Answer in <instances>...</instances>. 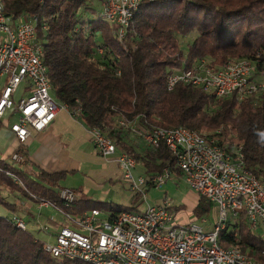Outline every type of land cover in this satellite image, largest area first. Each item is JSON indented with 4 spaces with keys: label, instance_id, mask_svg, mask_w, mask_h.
<instances>
[{
    "label": "trees",
    "instance_id": "trees-1",
    "mask_svg": "<svg viewBox=\"0 0 264 264\" xmlns=\"http://www.w3.org/2000/svg\"><path fill=\"white\" fill-rule=\"evenodd\" d=\"M1 1L6 14L35 19V41L41 46L55 102L89 130L98 128L141 164L144 174L168 166L181 176L164 143L155 149L147 146L127 123L134 122L137 130L182 126L196 131L232 157L239 151L245 166L264 182V91L238 99L183 83L168 90L165 84L168 73L200 57L220 66L233 58L254 60L259 54L257 67L264 68V0H142L122 42L115 26L91 7V0ZM188 36L193 37L183 43ZM255 79L264 82V75ZM2 85L1 79L0 91ZM34 173L26 172L21 162L0 158V190L34 196L37 203L47 200L74 216L91 208L113 215L123 209L87 197H77L65 207L56 188L63 173L38 168ZM0 204L10 206L1 192ZM212 205L199 196L191 219L198 221ZM218 242L264 264V237L248 227L244 213L227 221ZM0 264L70 262L53 257L28 229L20 230L9 217L0 216Z\"/></svg>",
    "mask_w": 264,
    "mask_h": 264
},
{
    "label": "built area",
    "instance_id": "built-area-1",
    "mask_svg": "<svg viewBox=\"0 0 264 264\" xmlns=\"http://www.w3.org/2000/svg\"><path fill=\"white\" fill-rule=\"evenodd\" d=\"M142 0H104L99 17L115 26V34L123 41L134 11ZM20 18L19 20H16ZM0 119L15 113L16 120L9 125L17 143L23 144L30 130L42 131L54 120L58 105L51 96V85L42 59L41 46L35 41V19L23 14H6L0 0ZM255 59L233 58L220 66L205 57L196 59L189 67L172 70L166 76V88L178 83L202 87L217 97L235 94L238 99L264 91V82L256 76L260 55ZM28 93L15 99L19 86ZM124 126L122 119L117 121ZM130 130L152 148L164 143L174 154V164L184 182L196 194L212 202L216 221L206 228L192 219L178 218L171 202L163 198L148 204L143 210L121 209L114 215L108 210L91 208L78 216L40 200L41 206H53L66 220L54 235V242L44 249L55 258L70 264H258L237 247H224L218 242V233L229 219L244 213L248 227L264 237V182L248 169L243 155L237 151L232 157L213 140L184 128L138 129L134 122ZM90 140L103 157L116 153V145L98 128L89 130ZM14 162L22 160L21 153L12 152ZM121 179L131 190L145 195L149 187H161L171 177L164 166L155 174H141L134 178L135 159L123 150L116 156ZM18 182V180H15ZM32 199L34 196L31 197ZM59 198L65 207L75 202L76 191L60 188ZM9 219L15 227L25 230L22 217L12 214ZM198 221L205 222L201 217Z\"/></svg>",
    "mask_w": 264,
    "mask_h": 264
},
{
    "label": "crops",
    "instance_id": "crops-1",
    "mask_svg": "<svg viewBox=\"0 0 264 264\" xmlns=\"http://www.w3.org/2000/svg\"><path fill=\"white\" fill-rule=\"evenodd\" d=\"M27 93L28 89L21 85L14 98L19 99ZM6 118L0 119V125L6 126L0 128V158L7 159L12 152L21 150L19 151L23 157L20 161L21 167L31 176H35V168L49 173L61 172L63 173L61 179L69 182L66 185H57L56 188H72L82 193L87 191L92 195L101 190L105 182H123L116 161L119 149L115 153L116 156L99 155L90 140L89 129L75 119L67 109L58 107L50 125L42 131L31 129L26 142L20 145L9 129V125L16 120V114L8 113ZM0 192L10 203V206L6 207L22 218L25 215L33 217V210L47 207L17 191L5 188ZM196 202L197 200L193 207Z\"/></svg>",
    "mask_w": 264,
    "mask_h": 264
},
{
    "label": "rangeland",
    "instance_id": "rangeland-1",
    "mask_svg": "<svg viewBox=\"0 0 264 264\" xmlns=\"http://www.w3.org/2000/svg\"><path fill=\"white\" fill-rule=\"evenodd\" d=\"M91 7L99 14L102 9V2L100 0H91ZM86 15L90 16L91 14L88 12ZM19 19L20 18H17L16 20ZM2 35L3 34L0 32V37ZM191 37H184L182 40L183 43L185 40L191 39ZM12 120L13 119H11V121ZM0 128H6V126L1 124ZM114 156H116V154ZM6 160L12 162L10 156ZM132 173L134 178H137L139 175L143 174V166L137 163ZM68 182L69 180L66 181L61 179L58 185H66ZM75 191L77 197H90L89 199L91 200L97 198L106 201V205L108 206L112 205L114 207L133 210H143L148 204H156L161 202L163 198H166L174 206L178 218L182 221L191 219L192 207L196 201L195 192L184 182L182 176H176L174 174H171V177L161 187H149L146 189L144 196L131 190L129 184L124 180L123 182L114 181L103 183L101 190L96 192L95 195L87 191H84V193L78 190ZM12 214L13 212L9 208L0 204V216L9 217ZM204 218L205 222H197L206 228L212 227L216 221V210L213 205ZM23 220L26 229L46 245H50L54 242V232L61 225H64V221L66 222L62 213L53 206L37 208L33 210V217L25 215Z\"/></svg>",
    "mask_w": 264,
    "mask_h": 264
}]
</instances>
